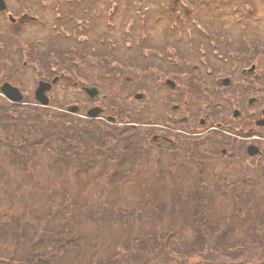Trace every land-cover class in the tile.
I'll return each mask as SVG.
<instances>
[{
    "label": "rangeland",
    "instance_id": "rangeland-1",
    "mask_svg": "<svg viewBox=\"0 0 264 264\" xmlns=\"http://www.w3.org/2000/svg\"><path fill=\"white\" fill-rule=\"evenodd\" d=\"M45 1L48 7V18L53 22L56 17L51 6L54 3H62L64 0ZM87 1L89 0H83L84 4L80 8L84 10L88 7L90 15L94 16V19L91 25L93 29L89 35L91 37V44L83 52L81 51L82 48L78 46L79 37L83 34H74L75 39L73 40L77 42L75 45L73 42L68 41V39L61 38L62 36L60 39L56 38V34L51 36L53 31L51 25L48 28L46 15H44L45 18H38L32 24L31 30L25 33L24 40H33L32 43L37 45L34 49L35 59L41 61L42 57H44L42 65L35 67V59L31 56L30 65L23 67L21 63L15 71L16 75L11 76L14 79L12 80L13 83L22 85V90L26 94L25 98L28 102L29 100L31 101L29 102L30 107L33 109L38 107L41 111L44 110V114L51 113L56 117V120L61 121L62 118L68 120L74 116V114L66 111V107L69 104L78 102L81 105V113L77 115L81 119L87 117L84 116L85 111L91 105H102L107 108L105 118L107 116L110 117V115L113 116L115 112L118 114L117 121H127V123H119L113 126L124 130V128H132L134 126L130 124L129 118H126L128 115H125L124 112L130 111L133 117L137 111L141 112L137 109L136 111L135 108L147 102L146 105L153 107L154 110L153 112H149L145 106H142L143 110L149 112H142V117L144 116L149 122L162 124L164 122L157 120V118L162 119L161 116L164 118L169 117V115L172 117L174 115L177 117L185 115L184 112L174 114L170 106L174 102H179L176 98L180 92L177 89L172 90L167 87L165 80L166 78H172L177 83H182L185 77L183 71L188 69V75L193 76V81L183 83L181 88L182 92L186 93L184 97L188 99L191 107V124L194 126L195 132L206 131L207 125H214V136L203 138L202 134L198 136L193 133L192 141H179L175 146H170V144L167 146L162 145V152L160 153L158 147L162 144L161 142L165 143L167 140L175 139L173 130L164 128L167 131L166 136L157 140L158 142L155 143V145H158L157 147L149 144L147 146V143L141 142L139 139L132 140L135 143H131V147L140 152L136 159L135 156H132V153L128 152L124 142H117V140L111 138L108 145L114 150L115 160L101 158L98 163L91 164L90 170L86 169V172H82L79 175L74 173V169H80V167L87 168L86 163H83L81 166L79 164L70 165V171H63V168L52 169L49 167V154L46 151L40 150L37 152L39 163L35 166L34 162L30 161L27 166L34 178L32 182L37 183L35 190L30 189L31 184L22 179L26 175L22 171V166H14L11 163L12 159L9 157L11 156L10 150L0 147V187L10 184L15 190L17 188L22 190L25 195L33 191L30 205L34 206H38L41 203L43 197L51 187L64 185L70 189L72 188L70 198L75 205L74 208H71L77 215L76 217H78L74 225L83 237L84 246L80 251L74 247L70 249L71 260H74L76 255H79L82 259L90 255L89 249L93 248L90 244L92 242L90 237L92 236L94 238L98 237L103 242V245L108 247L116 245L121 238L125 239L128 235L137 233L139 229L138 226L140 224L134 220L133 224L132 219L124 224L118 220L96 221L84 214L86 210L83 207L85 205H88L89 209L99 207L102 200L97 194V190H103L104 183L109 182L108 178L111 175L114 176L115 181L124 180L121 182L123 189L118 195L117 205L120 207L132 206L141 197H152L155 199L153 204L146 205V208H144L145 214L147 213V215L152 217L151 221L148 220L146 222V226L157 228L161 232L164 231L166 239L170 238L172 242L179 246L183 238L190 239L192 237L190 232L192 216L188 211L193 210L196 203L191 197L190 191L197 189V191L213 192L216 195V197L212 198L216 206V210H213L215 215L217 214L219 219L225 217V214L230 216L234 213L233 210L235 209L233 207H238L243 203L236 198L233 199L232 196H240L243 191H248L245 190L241 177L245 174H248V177H252L257 169L250 168L251 165L257 164L264 159V140L247 138L248 133L245 134L244 131L240 132L237 137V128L239 127L234 124L243 125L252 121L248 116L249 112L253 111V109L260 110L264 107V0H251L250 4L253 7V12L250 13H247L243 9V6L238 5L243 0H194L193 7L195 11H198L196 18L198 17L199 23L210 28H213V26L220 28L219 35L213 40L214 45L210 44L211 42L207 40L206 34L198 38L200 43H204L202 50H199L200 47L198 45L188 46L189 33L184 32V36L180 37L179 33L176 32L179 29L175 25L174 18L170 17L173 14L172 9L173 3L176 2L175 0H144L146 5L152 7L146 11V7L141 5L144 13L148 11L152 13V17L148 15V19L152 18L159 21L162 15L166 16L163 20L159 21L161 23L160 26L149 19V29H147V26L144 28L139 25L132 27L130 24L136 15L135 13H137L136 4L134 3L128 6L124 2L125 4L117 5L113 12H109L113 5L109 0ZM155 1L157 4L154 3ZM164 4L170 5V9H165V14L161 13ZM191 5L192 1H189V3L183 1L180 3L179 9L181 12L182 9L189 11ZM229 6H232V8ZM241 11L242 14H240ZM108 13L115 14L110 24L107 18ZM241 16L242 18L248 16L251 19V22L249 21L251 29L243 37L244 42L240 40L241 34L238 25V17ZM191 20L187 17L182 22L187 27H191L189 29H192V36L198 37L202 32H195L194 30L201 27L196 24L198 21H193L195 24L188 25ZM208 31L213 32L211 29ZM0 33L2 34L3 32ZM220 33L225 34L221 36ZM49 34L50 37L47 38ZM67 34L68 32H65L63 37H68ZM140 34H145L148 42L141 38ZM100 36L103 37L102 44L98 42L101 38ZM50 41L51 43H49ZM55 41L60 46L59 53L66 52L65 58L68 59L61 66H57V70L60 71L65 68L68 70L75 69L77 61L81 62L84 59L85 63L79 67V70L84 75L82 78L96 85H101V80L106 79L103 82L105 86V91H103L104 97H100L99 100L95 101L89 98L87 100L81 91H75L70 82L66 80L58 84L53 92H50L52 106H49V109L48 107L44 108L43 106L34 104L37 100L35 99V93L31 92V90L34 91L38 83L36 78L37 72L34 68L40 67L43 74L47 72V69L53 68L56 63V60L52 58L54 56L53 53L56 52ZM130 43L132 45H128ZM179 43L184 47V51L190 54L187 58H184L182 51L177 49L180 45ZM86 44H89L88 41ZM105 44L114 45L116 48L115 55L120 58V61L118 63L105 62L107 72H105L106 74H102V77H99L98 69L95 66L98 60L94 56L95 46L97 45L99 48L100 54H104L106 50ZM169 44H174L176 47H169ZM252 52L255 55H251ZM88 53L91 56H88ZM48 57L51 60H48ZM151 57L155 61H152ZM158 59H160V62L156 61ZM162 59L167 62L169 61V63L166 64ZM253 60L258 62V69L254 74L243 73L242 70L244 68L250 67L255 63L252 62ZM7 62L11 66L10 60H7ZM154 65L158 66L159 70H155ZM202 67L204 68L201 69ZM8 70L10 73L11 70ZM209 71H211V74ZM197 74L205 78L203 80H199L200 77L195 79ZM226 76L232 79L231 85H224L220 81L221 78H225ZM141 91L145 92V97L147 98L144 97L141 100L135 99L134 95ZM102 98H106L107 102L103 101ZM251 98L257 99L254 107L248 103V100ZM56 104L57 108L63 112L58 109L57 112L54 111ZM235 109H240L241 111V115L238 118H234L233 116ZM51 110L52 112H50ZM260 114L261 111L259 112ZM28 116L25 113L24 119ZM204 119H207V124L202 127L200 122ZM150 125L148 127L153 129L154 126ZM140 127H137L139 132L147 131L145 127H142L143 130H140ZM175 128L180 129V126H176ZM162 129L163 127H161ZM154 131L155 134L160 133V130ZM125 132L129 133L131 131L127 130ZM141 135L145 139L146 136L151 137L154 134L143 132ZM161 136L162 133L160 134V138ZM26 137L30 142L38 139L34 135H27ZM250 143H255L262 148L261 156L251 158L248 156L246 147ZM224 148L229 150V153L226 155L222 153ZM89 149L88 154L93 152L91 147ZM234 150H238L239 157L234 155ZM195 155L198 160L194 158ZM82 159L83 157L80 158V161ZM201 166L204 169L200 178H203L208 183L199 178V168ZM6 179H10V181L6 182ZM27 179L30 182L31 179ZM135 182L142 184V186L133 185ZM255 183L253 189L259 195L253 196L248 203H244V206L256 204L252 209H245L247 211L246 216L250 218L259 216L260 211L261 213L264 212V187L262 188L264 181ZM181 195L184 196V202L177 201L178 196L182 198ZM7 196L0 195V210L7 211L6 206L10 204ZM208 203L212 204L211 200ZM157 205L159 206L157 213L149 208V206ZM204 205H207V202ZM24 206L25 201H18L14 206L15 208L11 210L13 212L10 213L11 216L18 215V211L23 210ZM68 209L71 210L70 208ZM174 210H182L185 213L181 214L179 219L176 220L172 214ZM80 213H83L82 216H79ZM35 224L37 225V222ZM171 229H173V233ZM83 232L85 234H82ZM170 232L172 236H168Z\"/></svg>",
    "mask_w": 264,
    "mask_h": 264
},
{
    "label": "trees",
    "instance_id": "trees-1",
    "mask_svg": "<svg viewBox=\"0 0 264 264\" xmlns=\"http://www.w3.org/2000/svg\"><path fill=\"white\" fill-rule=\"evenodd\" d=\"M141 1L132 0V3ZM58 17L63 19L64 12H59ZM146 21L145 17L143 27L147 26ZM25 113L29 115L26 119ZM100 124L92 120L83 122L76 116L68 120L62 118L60 121L53 114H42L38 108L33 109L29 104L6 106L0 103V147L10 150L9 157L14 166H22V171L26 174L22 179L31 184L32 190H35L37 183L32 182L34 178L27 166L30 161L35 166L39 163L37 152L40 150L49 154V167L52 169L63 168V171H70V165L81 166L86 163L87 168L74 169L77 175L86 172V169L90 170L91 164L98 163L101 158L115 160L114 150L108 145L111 138L124 142L128 152L136 159L139 152L131 147L133 133L125 132L133 128L122 130L111 127L104 132V128L98 126ZM27 135L37 136L38 139L30 142ZM170 145L173 146L172 143ZM90 147L93 152L88 154ZM234 155L240 156L238 150H234ZM81 157L83 159L80 161ZM196 157L195 155L194 158L198 160ZM250 168L257 169L252 177H248V174L241 177L245 190L249 192L243 191L240 196H232L243 203L238 207L234 206V213L230 216L225 214V217L219 219L215 215L213 210H216V206L212 198L216 195L213 192L197 189L190 191L196 203L194 209L188 211L192 216V237L183 238L179 246L170 238L166 239L164 231L146 226V222L151 221L152 217L145 214L144 208L153 204L155 199L152 197H141L132 206L117 205L118 195L123 189L121 182L124 180L115 181L111 175L109 182L104 183L103 190H97L102 200L99 207L89 209L85 205L84 214L92 220H118L124 224L132 219V222L134 220L140 224L139 229L137 233L121 238L116 245L108 247L98 237L92 236L90 244L93 248H88L90 255L84 259L76 255L74 260H71L70 249L74 247L80 251L84 242L74 225L78 217L72 209L75 205L70 198L72 188L64 185L51 187L41 203L34 206L30 205L33 191L25 195L19 188L15 190L10 184V187L6 184L0 187V195L8 194L10 201L6 206L8 212L0 210V264H264V212L260 211L259 216L250 218L246 216L245 209H252L256 204L244 206L253 196L259 195L253 188L255 182L264 181V159L252 164ZM203 169L202 166L199 168V178L202 177ZM27 178L31 179V183ZM9 181L10 179H6V182ZM204 182L208 183L206 180ZM133 185L142 186L138 182ZM181 196L182 198L178 196L177 201L184 202V196ZM210 200L212 204L208 203ZM18 201H25V206L19 213L16 211L18 215L11 216V210ZM206 202L207 205H204ZM149 208L157 213L159 206ZM184 213L182 210H174L172 214L178 220ZM171 230L173 233V229ZM172 233L168 236H172ZM3 251L5 253L2 254Z\"/></svg>",
    "mask_w": 264,
    "mask_h": 264
},
{
    "label": "flooded vegetation",
    "instance_id": "flooded-vegetation-1",
    "mask_svg": "<svg viewBox=\"0 0 264 264\" xmlns=\"http://www.w3.org/2000/svg\"><path fill=\"white\" fill-rule=\"evenodd\" d=\"M52 11H54L55 15H59V10L57 8L56 9L52 8ZM44 15H46V23H48V28H49V25H51V27H53L54 25H58V24L52 23V21L48 18V7H47V2L45 0H0V32H3L2 34L0 33V100L7 101L9 104L15 103V102L12 103L10 100H8L6 95L1 92V86H2V83H4L5 81H8L12 84H15L12 82V80H14V79L11 78V76L16 75L15 71H16V69L19 68L20 62L22 63L23 67H28L30 65V63H31L30 58H31V56L34 57V51H35L34 49L37 45L32 43L33 40L32 41H26V40H24L23 37H24L25 33H27V31L31 30V26H33L32 24H34L38 18H42V17L45 18ZM250 25H251V23L248 21H245L244 23H241L239 25L240 30H241V33H240L241 36H245V34L248 32V30L251 29ZM209 29H212V28L202 26L201 28H197L195 30L193 29L195 32H202L199 34L198 37H195V39L198 41V44L200 45V47H203L204 43L203 44L200 43L198 38H200V36L203 34H206L207 40L209 42H211L210 44L214 45L213 40H214V38H217V34L215 32H209L208 31ZM83 31L87 35H90V32L92 31V27L89 26V27L85 28V30H83ZM186 32H189L190 36H192V34H193V33H191L192 29H188V30H186ZM224 34H223V36H224ZM24 41H26V44L24 43ZM191 41H192L191 38H189L187 40V42L189 43L188 46H190V45L192 46V44H194V43H191ZM75 43H77V42H75ZM179 44H180L179 49L182 51L184 49V47L182 46L181 43H179ZM23 47H25V48H23ZM182 54H183L184 58H187L190 55L187 52H186V54L184 52ZM251 55H255V54L252 52ZM7 60H10L11 66L8 64L9 62H7ZM36 61H39V60H36ZM34 66L36 67V64H34ZM96 67L98 69V76L102 77V74H104L106 71V68H104V59L103 58H101V61L98 60ZM204 67H202L201 69H203ZM8 69L11 70L10 73H9ZM201 69H200V71H201ZM34 70L37 72L36 78L39 81V80H44V79L48 80V79L52 78L54 69L52 71L47 70L46 74H44V75H42V72L40 71V69L34 68ZM76 70L77 71L75 72V74L78 73L79 67ZM79 71H80V73H79L78 77H80V78H78V80L73 82V85L76 88V90L81 91V93L84 95V97L87 100L89 98V99L95 101L97 99L99 100L100 97H104L105 95H104L103 91H105L104 90L105 86H104L103 82L106 79L101 78L102 79L101 85H96V84H92V83L88 82L89 85H95L100 90L99 95H97L96 97H91L89 94H87L82 89V85H83V82L85 81V79L82 78V77H84V75L82 74L81 70H79ZM209 73L211 74V71H209ZM207 75H205V76H207ZM65 76H66L65 74L62 75V77H65ZM20 77H22V75H20ZM195 77H196L195 79H197L198 77H200V75L197 74ZM185 78L187 81H193V76H191V75H185ZM204 78L200 77L199 80H203ZM86 81H88V80H86ZM18 86L21 87V91L24 93V91L22 90V88H23L22 85H18ZM54 86L47 92L48 93L52 92ZM31 92L34 93L35 88H34V91L31 90ZM102 99H104V98H102ZM176 99H178L179 102H174V104H172L170 107L172 108L174 114H180V113L184 112L185 115L183 117H177L173 114L174 117L169 115V117H164V118L161 116L162 119H159V121H162L164 123L161 124V123H155L154 122L153 125H150L152 127L154 126L153 127L154 130H161V127H163V129L160 131V133L154 134L153 137L155 139L159 140V139L164 138V136H166L165 134L167 131H164V128H166L167 130L168 129L173 130V135L175 136V139L174 140L170 139V140L174 143L179 142L180 139H184V138L185 139L187 138V139L192 141L193 140L192 139L193 133L197 134L198 136L202 134L203 138L207 137V135L214 133V130H215L214 125H207L206 131L203 130L201 132H195V129L193 128L194 126H192V124H191L192 118L190 116L191 111L189 108L190 104L188 102V99H185L183 93H179V96ZM24 103H25V101L22 102V104H24ZM27 103H29V102L27 101ZM184 105H185V107H184ZM91 106H101V108L103 110L102 111L99 110V114L94 117L93 121L99 122L101 124L102 123L105 124V122H104L105 117L104 116L107 112L106 109L102 105L93 104ZM252 107H254V106H252ZM80 108H81V106H80ZM263 109L264 108L261 109V112ZM259 112H260L259 109H253V111L249 112L248 116L250 119H252V121L247 122L246 123L247 125L246 124L238 125V123H234L239 127V128H237V132H238L237 136H239L240 132L244 131L245 134L248 133L247 138L261 139L263 137V136H259L257 134L258 130H260L261 125L259 126L256 123V121L260 117H263V120H264V113L262 112L260 114V117H258ZM240 115H241V113L239 114V116ZM107 117H109V116H107ZM114 121H116V118L114 119ZM219 123H222V122H219ZM262 123H264V121H262ZM200 124L202 127L204 125H206L207 119L202 120L200 122ZM138 125L144 128V126L147 125V123L142 122V123H138ZM218 125H221V124H218ZM176 126H180V129L179 128L176 129L175 128ZM263 127H264V125H263ZM143 128H141V130H143ZM153 129H151L150 131H154ZM161 133H162V136L160 138ZM176 133H178V134H176ZM261 134L264 135V132H261ZM249 135H251V136H249ZM222 153L224 155H226L229 153V150L224 148L222 150Z\"/></svg>",
    "mask_w": 264,
    "mask_h": 264
},
{
    "label": "water",
    "instance_id": "water-1",
    "mask_svg": "<svg viewBox=\"0 0 264 264\" xmlns=\"http://www.w3.org/2000/svg\"><path fill=\"white\" fill-rule=\"evenodd\" d=\"M225 83H229L230 82V79H226L224 81ZM168 84L171 85L172 87L175 85V82L174 81H171V80H168ZM52 83L50 82H42L37 90V98L41 99L42 102L44 103H47L48 102V98L47 96L45 95V90L49 87H51ZM12 87L10 86V84H6L5 86H3V90H5V92L10 95L12 98H16V99H20L21 98V94L19 93V90L18 88H15V92L14 89L12 90L11 89ZM86 91H89L91 92L93 95H95V92L97 93L99 90H97L95 87H92V88H85ZM95 90V92H94ZM19 94V95H18ZM142 96V93L141 94H138L136 95L137 98H141ZM250 102H253V99L250 100ZM75 107H72V106H69V109L71 110H74ZM91 114H94L96 115L98 112H97V109H91L89 111ZM235 116L238 115V111H235L234 113ZM260 153V148L253 145V144H250V146H248V154L251 156V155H255V154H258Z\"/></svg>",
    "mask_w": 264,
    "mask_h": 264
},
{
    "label": "bare ground",
    "instance_id": "bare-ground-1",
    "mask_svg": "<svg viewBox=\"0 0 264 264\" xmlns=\"http://www.w3.org/2000/svg\"><path fill=\"white\" fill-rule=\"evenodd\" d=\"M54 8V6H52ZM50 24V23H49Z\"/></svg>",
    "mask_w": 264,
    "mask_h": 264
}]
</instances>
